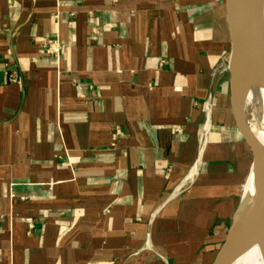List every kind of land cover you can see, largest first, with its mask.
Returning a JSON list of instances; mask_svg holds the SVG:
<instances>
[{"label":"crops","instance_id":"crops-1","mask_svg":"<svg viewBox=\"0 0 264 264\" xmlns=\"http://www.w3.org/2000/svg\"><path fill=\"white\" fill-rule=\"evenodd\" d=\"M229 51L225 0H0V264H212Z\"/></svg>","mask_w":264,"mask_h":264},{"label":"water","instance_id":"water-1","mask_svg":"<svg viewBox=\"0 0 264 264\" xmlns=\"http://www.w3.org/2000/svg\"><path fill=\"white\" fill-rule=\"evenodd\" d=\"M231 124L239 149L240 192L212 264L243 242L264 260V0H225ZM236 230L231 238L232 230Z\"/></svg>","mask_w":264,"mask_h":264},{"label":"bare ground","instance_id":"bare-ground-1","mask_svg":"<svg viewBox=\"0 0 264 264\" xmlns=\"http://www.w3.org/2000/svg\"><path fill=\"white\" fill-rule=\"evenodd\" d=\"M235 232V229L232 230L231 238L235 236ZM221 264H264V260L258 249L248 248L243 242H240L239 245L226 252Z\"/></svg>","mask_w":264,"mask_h":264},{"label":"built area","instance_id":"built-area-1","mask_svg":"<svg viewBox=\"0 0 264 264\" xmlns=\"http://www.w3.org/2000/svg\"><path fill=\"white\" fill-rule=\"evenodd\" d=\"M116 131H117L118 134H121L122 133V130L119 127L116 128ZM28 221H31V220H28Z\"/></svg>","mask_w":264,"mask_h":264},{"label":"rangeland","instance_id":"rangeland-1","mask_svg":"<svg viewBox=\"0 0 264 264\" xmlns=\"http://www.w3.org/2000/svg\"><path fill=\"white\" fill-rule=\"evenodd\" d=\"M231 223H232V221H231ZM231 223H230L229 226H228V229H227V232H226V236H227L228 230H229V228H230V226H231ZM226 236H225V238H226ZM222 244H223V243H222ZM222 244H221V246H222Z\"/></svg>","mask_w":264,"mask_h":264}]
</instances>
